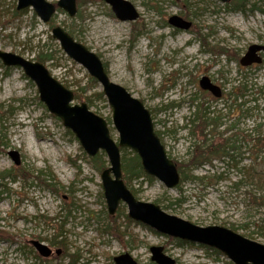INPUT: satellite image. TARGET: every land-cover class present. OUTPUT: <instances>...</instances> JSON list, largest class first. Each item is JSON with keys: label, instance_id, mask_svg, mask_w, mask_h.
<instances>
[{"label": "rangeland", "instance_id": "rangeland-1", "mask_svg": "<svg viewBox=\"0 0 264 264\" xmlns=\"http://www.w3.org/2000/svg\"><path fill=\"white\" fill-rule=\"evenodd\" d=\"M47 1L55 5L58 0ZM126 1L139 13L136 22H120L103 0H90L77 6L75 17L57 10L44 24L32 9L11 20L17 0H0V51L29 61L50 55L41 64L80 97L75 104L85 103L106 121L115 142L111 108L96 96L100 87L94 88L87 71L65 55L52 38L54 27L96 54L110 81L143 103L176 163H190L194 146L231 143L237 136L236 166L226 158L185 169L198 179L173 190L153 178L133 179L129 185L123 181L138 200L156 204L168 215L202 228H227L264 245V230H258L264 205H257L263 201L252 203L264 199V182L251 152L254 139L264 138V53L259 65L243 68L238 63L249 46H264V0H255L260 10L245 12L231 11L217 0ZM174 15L192 22L191 29L171 28L167 21ZM202 77L219 87L225 99L201 90ZM243 86L247 90L239 96ZM199 106L208 107L209 119L217 124L207 127L205 139L197 129L190 135ZM14 151L19 165L9 155ZM131 153L122 151L121 158ZM108 167L107 162L104 169ZM104 169L95 168L77 138L47 111L23 72L0 61V264H115L113 259L123 254L138 264H154L153 246H161L177 264H232L219 251L132 221L123 204L110 216L100 179ZM32 241L47 246L52 255L40 256Z\"/></svg>", "mask_w": 264, "mask_h": 264}, {"label": "water", "instance_id": "water-1", "mask_svg": "<svg viewBox=\"0 0 264 264\" xmlns=\"http://www.w3.org/2000/svg\"><path fill=\"white\" fill-rule=\"evenodd\" d=\"M103 1L110 6L120 22L132 23L139 18L136 8L126 0ZM217 1L226 4L230 0ZM24 9H32L44 24L51 21L56 9L64 11L70 18L77 13L76 0H58L55 5L47 0H17L16 10ZM167 23L179 31H189L192 27V22L177 15L171 16ZM51 33L65 55L83 67L100 86L112 111L111 121L118 134V142L111 139L106 121L92 113L85 103L74 104L73 92L53 78L43 64L2 51L0 61L6 68L20 69L35 85L40 102L51 115L61 121L65 129L74 134L88 157L93 158L100 152L105 154L109 167L102 171L100 179L108 214L113 216L120 204H123L127 208L129 219L158 234L219 251L232 264H264L263 244L227 228L195 226L166 214L156 204L135 198L122 179L121 149L133 152L138 157L143 172L159 181L167 190L175 189L180 183L176 165L168 158L164 146L155 135L149 110L126 89L110 81L96 54L76 42L59 26L53 28ZM263 52L264 46H249L239 60L240 66L260 64L262 59L259 54ZM199 87L209 91L215 98L221 96L220 88L213 85L207 77L200 79ZM10 156L15 165L20 164L17 152H11ZM31 244L40 256L46 258L51 255V250L42 243L32 241ZM149 251L150 260L154 264H177L164 253L161 246L150 247ZM113 261L115 264H138L129 254L120 255Z\"/></svg>", "mask_w": 264, "mask_h": 264}, {"label": "trees", "instance_id": "trees-1", "mask_svg": "<svg viewBox=\"0 0 264 264\" xmlns=\"http://www.w3.org/2000/svg\"><path fill=\"white\" fill-rule=\"evenodd\" d=\"M77 1V6L80 7L84 2L90 1V0H76ZM185 4V3H183ZM227 9L231 10V11H235V12H245L246 10L249 11H254V10H260L256 5H255V0H230L227 4ZM187 16L190 15V13L187 11ZM20 14L15 10L12 14V19L19 17ZM1 19V16H0ZM223 54L224 50H219L218 54ZM51 59L50 55H39L35 61L39 62V63H43L46 61H49ZM90 80V84L94 87L97 88V82L94 79H89ZM89 84V85H90ZM247 87L243 86L241 88L242 94H240L239 96H243L244 93L246 92ZM96 96L100 99L103 98L102 93H97ZM75 100L80 99V97L78 95L75 94L74 97ZM198 112L194 113L193 115V119L191 120V123L194 126V129L192 130V135L195 136L196 135V129L198 131L201 132V134L203 135L202 137H204V139L206 138V134H204L205 130L207 129V127L209 126H213L217 125L216 124V120L215 119H209L208 117V107H203V106H199L198 107ZM199 121V124L198 122ZM197 123V124H195ZM213 133V130L210 131V134ZM158 135V134H157ZM259 135V133H258ZM262 136V135H261ZM237 136L235 137V140L233 142H229L228 140H225L222 143H219L218 145H213L210 144L208 146H205L204 143L200 146H194L193 147V151L191 153L192 159L190 161V163L187 164H181V163H177V169L181 175V179H180V185H182L184 182L186 181H194L198 178H193L190 175H186V171L185 169H190L191 167H197V166H201L202 164H211L212 160L217 159V160H221L224 162V160L226 158L231 159L232 161V165L236 166L237 165V161L236 159V155H239L238 153L235 155L234 153L237 151L238 146L235 145L236 142H238V138ZM254 147L252 148L251 152L254 155V162L257 163V165L260 166V171L255 172L259 173V178L264 182V138L263 136L260 138H256L254 139ZM124 152L126 150H121V152ZM261 155H263L261 157ZM104 155L98 154L96 157L91 159V163L95 166L96 169H104L105 165H106V161L103 159ZM258 160V161H257ZM121 166H122V172H123V177L127 182V185H129V183L131 182V180H138L141 177H144L146 179L152 180V178H150L149 176H147L140 165V161L138 159V157L134 154L131 153V156L128 155V158H126V155H124L121 158ZM255 173V174H256ZM0 178H4L3 175L0 176ZM200 181H202V178L199 179ZM178 186V187H179ZM235 186H237V184H235ZM133 193L132 190H130ZM257 200H261L263 201L260 204H257ZM177 202H179V200H177ZM252 203L257 204L259 206L264 205V199L263 197L261 198H253ZM264 221V219H263ZM258 230H264V224L260 225V227L258 226ZM113 231H115L117 233V226H113Z\"/></svg>", "mask_w": 264, "mask_h": 264}, {"label": "bare ground", "instance_id": "bare-ground-1", "mask_svg": "<svg viewBox=\"0 0 264 264\" xmlns=\"http://www.w3.org/2000/svg\"><path fill=\"white\" fill-rule=\"evenodd\" d=\"M25 10V9H24ZM24 10H21V11H17L18 13L19 12H22V11H24ZM14 19H16V18H14ZM14 19H12V17H11V20H14ZM6 24H8V21L6 22ZM152 118V117H151ZM153 127H154V125H153ZM186 129H187V127H186ZM155 135L159 138V136L157 135V133H155ZM112 139V138H111ZM113 140V139H112ZM159 140H160V138H159ZM114 141V140H113ZM160 142H161V140H160ZM162 144V143H161ZM163 145V144H162ZM83 149V148H82ZM166 152V151H165ZM103 154L104 155V157L106 158V156H105V154L103 153V152H100V154ZM167 154V153H166ZM168 156V155H167ZM90 158V157H89ZM168 158L170 159V160H172L169 156H168ZM90 159H92V158H90ZM173 161V160H172ZM173 163L176 165V167H177V163L175 162V161H173ZM181 164H183V163H181ZM121 170H122V166H121ZM122 179H123V172H122ZM139 179H146V178H144V177H141V178H139ZM51 250V249H50ZM51 254H52V251H51ZM51 256V255H50Z\"/></svg>", "mask_w": 264, "mask_h": 264}, {"label": "flooded vegetation", "instance_id": "flooded-vegetation-1", "mask_svg": "<svg viewBox=\"0 0 264 264\" xmlns=\"http://www.w3.org/2000/svg\"><path fill=\"white\" fill-rule=\"evenodd\" d=\"M76 8H77V4H76ZM77 15V14H76ZM264 53V52H263ZM263 53H260V54H263ZM259 54V56L261 57V55ZM262 59V58H261ZM253 66H256L255 64H253V65H251L250 67H253ZM217 99H219V101L220 100H223V99H225V96H223V94H221V97L220 98H217ZM188 122H190V118L188 117L187 118V125H186V127H187V129H188V126H190V123H188ZM188 130H190V129H188ZM190 132V131H189ZM190 135H192L191 133H190ZM231 140H235V136H233L232 138H231ZM228 141H230V140H228ZM114 216V215H113ZM52 255V254H51Z\"/></svg>", "mask_w": 264, "mask_h": 264}]
</instances>
